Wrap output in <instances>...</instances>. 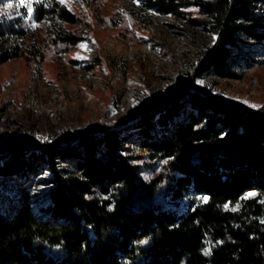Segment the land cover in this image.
I'll use <instances>...</instances> for the list:
<instances>
[{
    "label": "trees",
    "instance_id": "1",
    "mask_svg": "<svg viewBox=\"0 0 264 264\" xmlns=\"http://www.w3.org/2000/svg\"><path fill=\"white\" fill-rule=\"evenodd\" d=\"M141 3L130 11L140 22L171 15L203 24L217 39L141 113L35 141L33 153L51 170L49 202L34 208L24 186L15 203L0 194V264H264V106L202 95L195 84L240 77L237 40L264 41V0ZM28 7L30 20L50 18L52 26L41 36L23 17L0 21V64L43 61L48 44L68 49L85 38L64 26L84 21L66 2ZM28 150L16 142L0 151L7 156L0 181L27 172ZM143 158L155 171L150 179Z\"/></svg>",
    "mask_w": 264,
    "mask_h": 264
},
{
    "label": "rangeland",
    "instance_id": "2",
    "mask_svg": "<svg viewBox=\"0 0 264 264\" xmlns=\"http://www.w3.org/2000/svg\"><path fill=\"white\" fill-rule=\"evenodd\" d=\"M61 1L84 18L77 26H64L85 38L68 49L48 44L43 61L12 57L0 64V151L16 142L29 148L27 172L4 177L0 194L15 203L24 186L36 209L49 202L51 175L49 164L33 153L36 140L86 129L98 120L113 122L132 112L141 113L156 97L172 91L200 47L217 39L203 24L171 15L154 14L147 22L136 20L130 11L139 8L142 0ZM8 4L12 7L6 8ZM18 5L19 0L0 1V21L23 17L29 28L39 29L44 36L52 20H30L31 9ZM259 6L264 17V4ZM186 10L193 18L201 16L198 7ZM237 41L239 53L233 55L240 77H199L196 87L202 95H219L247 108L264 106V41L243 34ZM127 144L136 154H145L135 144ZM6 158L0 157V164ZM138 162L146 178L154 176L145 158Z\"/></svg>",
    "mask_w": 264,
    "mask_h": 264
},
{
    "label": "snow or ice",
    "instance_id": "3",
    "mask_svg": "<svg viewBox=\"0 0 264 264\" xmlns=\"http://www.w3.org/2000/svg\"><path fill=\"white\" fill-rule=\"evenodd\" d=\"M18 6H23V7H28V3H26V0H19V5ZM12 7V4H8L6 5V8H11ZM30 11V9H29ZM249 195H253V194H249ZM204 200V202H207V197H203L202 198ZM228 206L225 205V208H227ZM235 210V209H233ZM206 254H207V250H206Z\"/></svg>",
    "mask_w": 264,
    "mask_h": 264
},
{
    "label": "built area",
    "instance_id": "4",
    "mask_svg": "<svg viewBox=\"0 0 264 264\" xmlns=\"http://www.w3.org/2000/svg\"><path fill=\"white\" fill-rule=\"evenodd\" d=\"M140 2V1H139Z\"/></svg>",
    "mask_w": 264,
    "mask_h": 264
}]
</instances>
